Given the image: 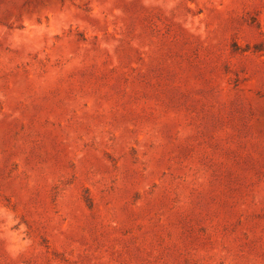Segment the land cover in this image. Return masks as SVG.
I'll use <instances>...</instances> for the list:
<instances>
[{"label": "rangeland", "instance_id": "obj_1", "mask_svg": "<svg viewBox=\"0 0 264 264\" xmlns=\"http://www.w3.org/2000/svg\"><path fill=\"white\" fill-rule=\"evenodd\" d=\"M0 264H264V0H0Z\"/></svg>", "mask_w": 264, "mask_h": 264}]
</instances>
